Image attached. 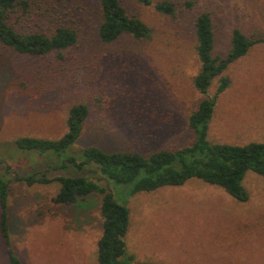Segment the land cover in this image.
I'll return each instance as SVG.
<instances>
[{"label": "rangeland", "instance_id": "obj_1", "mask_svg": "<svg viewBox=\"0 0 264 264\" xmlns=\"http://www.w3.org/2000/svg\"><path fill=\"white\" fill-rule=\"evenodd\" d=\"M22 1L25 6L19 4L7 19L17 32L49 34L56 26H69L76 30L77 42L60 52L61 58L57 52L18 54L0 43V158L18 175H76L57 160L39 166L35 154H19L11 142L23 136L59 138L67 130L69 108L78 103L87 105L89 113L72 147L75 153L87 145L148 154L190 144L187 117L202 99L192 85L199 68L193 31L199 12L211 15L213 55L224 56L233 28L264 40V0H169L175 8L172 15L155 10L154 4L163 0L149 5L118 0L129 16L150 28V37L123 35L111 44L96 36V0ZM222 75L230 84L217 96L208 139L239 145L263 142L264 41ZM217 83L213 79L209 96ZM99 183L129 210L124 240L133 259L123 264H264L262 176L246 173L243 186L249 198L243 202L198 179L128 197L112 181ZM57 190V184L10 182L13 253L22 264H98L99 196L61 205L51 201ZM0 264H9L1 237Z\"/></svg>", "mask_w": 264, "mask_h": 264}, {"label": "trees", "instance_id": "obj_2", "mask_svg": "<svg viewBox=\"0 0 264 264\" xmlns=\"http://www.w3.org/2000/svg\"><path fill=\"white\" fill-rule=\"evenodd\" d=\"M96 1L99 11L96 36L102 43H114L123 35L134 39L150 37V28L139 18L129 16L118 0ZM137 1L142 5L151 3V0ZM19 4L25 6L22 0H0V43L3 46L28 56L57 52L61 58L60 52L76 44V30L69 26H56L49 34L17 32L7 19L9 13ZM154 8L165 15H172L175 10L174 4L169 0L156 2ZM193 31L194 51L199 68L192 77V85L202 95V99L187 117V124L193 133L190 144L175 150L162 149L148 154L105 150L97 145H87L75 153L72 147L80 137L89 113L87 105L83 103L69 108L66 117L67 130L59 138L23 136L11 142L17 153L35 154L38 158L36 160L41 162L39 166L48 164L49 160H57L61 163L60 167H70L76 175L47 177L44 173L36 172L18 175L16 170L8 171L11 164L0 158V164H5L4 171L0 170V237L7 247L9 264H22L13 253L10 243L8 192L11 181L26 185L57 184L58 190L51 201L61 205L75 206L84 202L91 194H97L98 214L101 219V231L96 241L98 264H123V260L133 259L126 252L124 240L129 228V210L126 205L114 199L108 187L99 183L100 179L121 186L126 197L164 187H179L192 179H198L220 187L238 201L243 202L249 198L243 179L249 171L264 177V141L242 145L211 142L208 139V130L217 96L230 84L229 78L222 75L223 72L230 64L246 55L253 45L264 40L252 39L239 29L233 28L229 48L224 56L213 55L214 34L208 11H201L194 17ZM215 78H218V83L214 93L209 96L207 91ZM84 172L89 175H83ZM91 176L96 179H91Z\"/></svg>", "mask_w": 264, "mask_h": 264}]
</instances>
